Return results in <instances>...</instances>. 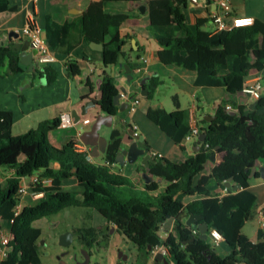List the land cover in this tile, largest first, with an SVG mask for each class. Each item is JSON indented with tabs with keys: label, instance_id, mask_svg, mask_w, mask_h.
<instances>
[{
	"label": "trees",
	"instance_id": "obj_1",
	"mask_svg": "<svg viewBox=\"0 0 264 264\" xmlns=\"http://www.w3.org/2000/svg\"><path fill=\"white\" fill-rule=\"evenodd\" d=\"M123 1L127 0L92 3L77 20L53 30L47 24L44 37L51 50L69 55L81 41L99 43L104 46L105 68L123 61L131 65L123 51L126 42L120 30L129 17L111 16L104 11V3ZM133 6L146 8L148 20L140 24L156 39L159 61L196 72L197 83L225 88L236 95L242 94L250 76L264 72V21L255 19L252 26L211 33L203 30V20L187 22L186 0H148ZM15 10L9 8L8 0H0V14ZM21 47V43L2 42L0 78L23 72L19 65ZM66 69L71 78L81 74L75 61H68ZM34 73L35 77L45 75L48 85L57 79V72L51 67L36 69ZM159 84L157 79L151 81L149 100L154 98ZM99 91L97 104L101 110L116 116L119 107L114 98L119 91L106 70ZM173 100L176 111L159 115L150 108L148 117L184 150L182 143L190 131L189 116L180 110L176 96ZM228 105L237 106V110H227ZM214 116L210 122L202 121L206 139L195 155L184 162L154 156L156 162L149 165L148 171L166 184L160 190L157 182L141 188L129 178L90 162L86 153L77 150L79 142L74 136L59 145L51 143L49 136L61 131L60 118L42 121L37 128L14 136L13 114L0 111V229L12 233L7 256L0 259V264H44L43 231L34 223L68 208L89 209L105 222L103 226L93 225L92 215L88 214L85 226L72 231L91 257L109 246L114 230L134 244L138 264H146L152 258V250L162 245L169 247L177 264H264V231L259 229L256 242L241 236L257 206V196L250 190V174L256 162L264 158V90L252 110L246 104L236 105L233 100L224 99ZM120 146L116 142L108 147L109 164L115 163ZM68 176L77 182L74 191L62 186ZM33 178H38V182L31 186V192L43 196L33 204L23 205L20 185ZM44 179L51 182L43 183ZM229 181L232 183L227 187ZM237 185L239 189L234 191ZM225 188L229 192L223 195ZM187 198L192 200L184 206ZM192 216L201 220L188 225ZM171 219H175L174 233L162 240L160 230ZM203 223L209 231L215 229L222 235L230 249L227 256L222 257L208 240L200 238L198 226Z\"/></svg>",
	"mask_w": 264,
	"mask_h": 264
},
{
	"label": "crops",
	"instance_id": "obj_2",
	"mask_svg": "<svg viewBox=\"0 0 264 264\" xmlns=\"http://www.w3.org/2000/svg\"><path fill=\"white\" fill-rule=\"evenodd\" d=\"M104 0H8L9 8H15L13 12H5L0 14V42H13L15 44H24L23 29L28 25L29 20L35 19L36 23L41 26L44 36L46 37L47 24L50 29L57 28L58 25L70 23L77 20L92 3L103 2ZM141 1L148 0H127L123 2H106L104 3V11L111 16L121 15L128 16L129 21L123 25L121 36L124 38L126 45L123 51L129 56L130 64L141 67L139 76L135 81V86L140 87L141 80L150 76L151 81L157 79L158 85L154 98L149 100L148 97L141 93L134 95L133 92L127 94L128 98L140 99V104L132 109L130 106L125 111H118V114L112 120V127H103L100 131L101 136L109 140L115 135H120L116 142H120L121 148L126 146L125 140L129 137L127 132L129 128H133L139 136L137 140L140 149L145 150L146 154L163 157L171 161L184 162L191 156L195 155V146L197 140L190 143L183 141L184 150L180 149L175 143L148 117L150 108L155 109L159 115L168 114L176 111L173 97H177V102L180 110L186 111L189 116V124L197 125L200 129L203 128L202 121L208 114L214 116L216 107L224 100L230 99L236 105L243 103L247 105L249 110H252L251 105L257 99L244 97L242 94H231L228 90L221 87H210L204 84L197 83L198 75L196 72L179 69L170 65H164L159 61L160 47L151 33L141 22L148 20L147 11L143 14L135 5ZM187 7L185 9L186 19L189 24H195L198 20H203L205 25L203 30L217 33V27L213 23L212 14L218 10L215 0H198L194 3L193 0H186ZM231 6V14L226 18L227 23H231L235 17H252L264 21V0H229ZM14 32V36L11 33ZM220 33V32H219ZM22 49V47H21ZM34 53L32 58L33 66L38 71L42 68H37L36 51L29 45L27 53ZM56 60L49 67L57 72V79L50 85L47 84L45 75L35 77L34 72L23 71L13 76H4L0 78V111H9L13 114V135L19 136L28 131L37 128L39 123L45 120L61 118L63 114L69 115L75 122L72 116L74 112L77 115L82 113V108L87 102H93L95 105L91 107L85 116L80 117L78 123H74L71 128L62 129L68 133V138L75 137L79 144L87 146L81 138L83 134L89 132L97 118H103L105 123H110L104 119L107 114L104 113L97 102L100 99V91L97 87L101 82L103 70H106L114 78V85L117 87L119 94L123 88L129 90L130 86L124 76L123 63L116 65L114 68H105L103 65L102 50L98 49L92 43L81 41L78 47L69 55L56 53ZM68 61L77 62L81 74L71 78L67 75L66 63ZM257 77L262 79L264 84V72L250 76L246 82ZM172 87V93L176 92L172 97V102L163 104L157 101L161 87ZM151 87V84H150ZM181 95L184 99H181ZM133 100V99H132ZM121 103H126L121 99ZM195 107L194 113L191 116L192 107ZM234 106V105H231ZM237 106L233 107V110ZM89 119L90 123L85 125L83 121ZM66 135V134H65ZM65 136H62L60 142H63ZM66 139V140H67ZM65 140V141H66ZM87 142H95L103 146L102 140L98 137L93 138L88 136L84 139ZM57 143V145H59ZM110 145H107L106 151ZM91 149L90 146H87ZM120 151V150H119ZM102 159L97 160V159ZM143 157H140L134 164L128 162L127 153L123 162L109 164L106 161V152L100 153L93 157L94 164L105 166L112 174L122 175L129 178L134 184L143 188L147 184L143 178L146 172L145 166L142 164ZM256 174L258 177L251 178L250 190L257 196V206L255 208V217L249 220L241 233L243 239L251 242H256L257 234L260 229L259 212L264 210V158L260 159L255 164ZM153 182L161 184L160 190H164L166 184L161 180L154 178ZM63 188L67 191H74L78 188L76 180L68 176L63 182ZM192 199L184 200L185 206ZM24 203V202H23ZM182 211L180 208L177 215ZM93 212V211H92ZM96 213V212H93ZM99 216V215H98ZM101 219V218H100ZM171 226L163 225L164 231H172L174 228V220L171 219ZM189 220V219H188ZM187 220V221H188ZM256 221V231L252 237H248L244 233L245 227L251 221ZM103 222L101 226L105 225ZM116 233L111 231V234ZM210 245L215 248L217 253L222 257L230 253V249L224 240L215 245L208 238ZM122 264V263H119ZM146 264H154L151 258Z\"/></svg>",
	"mask_w": 264,
	"mask_h": 264
},
{
	"label": "built area",
	"instance_id": "obj_3",
	"mask_svg": "<svg viewBox=\"0 0 264 264\" xmlns=\"http://www.w3.org/2000/svg\"><path fill=\"white\" fill-rule=\"evenodd\" d=\"M216 4L218 6V10L213 12L212 19L213 23L217 27V31L219 32H225V31H231L235 28H242V27H248L252 26L255 22V20L252 17H235L232 22L229 24L226 22V18L231 14V6L229 0H215ZM194 3H197L198 0H193ZM23 33L26 37H28L30 41V45L35 49L36 51V65L37 68H45L49 67L51 64H53L56 60L55 53L51 50L50 46L48 45L43 30L41 26H39L35 19H30L28 25H26L23 29ZM135 75L139 76V73L141 71L140 66H136L134 68ZM264 90V84L262 82V79L260 77H257L253 80H248L245 83V87L243 88L242 95L247 98H253L258 99L262 94ZM121 99L125 100L126 102H129V106L134 109L140 104V99H133L129 101L128 96L124 92H120ZM195 107H192L191 110V116L193 115ZM227 110H233V106L228 105ZM61 124L60 128L62 129H68L71 128L74 124L73 119L66 114H63L61 116ZM90 123L89 119H85L83 121V124L87 125ZM202 129H200L197 125L193 124L190 126V131L185 137L184 142L190 143L193 140H198V137L202 134ZM137 135V134H136ZM77 150L79 152L86 153L88 156V160L90 162H93V157L90 155L91 149L87 146H84L83 144L77 145ZM38 182V178H33L30 180H25L21 183L19 193L21 198H23L24 195L29 194L31 192V186L35 185ZM43 183L49 184L51 181L44 179L42 181ZM228 188H225L222 192L223 195L228 194ZM33 199H40L43 196V193H32ZM21 210V205L17 207L16 214H18ZM259 220H260V229L264 231V211L261 210L259 212ZM174 233V228L172 231H164L163 226L160 230V237L162 240L167 239V237ZM196 233V231H195ZM208 238H210L215 245H218L219 242L223 240L222 235L215 229L210 230L208 232ZM12 240V233L10 230L0 229V259L3 260L7 256V248ZM161 254L165 258V260L168 262V264H177V262L173 259L172 255L170 254L169 247L162 245L156 247L154 250H152V258L155 259L156 255Z\"/></svg>",
	"mask_w": 264,
	"mask_h": 264
},
{
	"label": "rangeland",
	"instance_id": "obj_4",
	"mask_svg": "<svg viewBox=\"0 0 264 264\" xmlns=\"http://www.w3.org/2000/svg\"><path fill=\"white\" fill-rule=\"evenodd\" d=\"M175 93L176 92L172 93V87L164 86L161 87L158 95H156V99L165 105H169V103L172 102V97L175 95ZM180 97L181 99H184L183 95ZM62 136H65V141L68 138V133L60 131L59 133L51 134L49 138L51 143L59 144ZM97 160L102 161L101 158ZM37 200L38 199H33L31 192H29V194L23 196L22 201L24 203H22L23 205L25 203L33 204ZM88 214L92 215L91 223L93 225H102L103 222L101 221L98 214L93 213L86 208H68L61 211L57 215L39 220L34 223L35 227H38L43 231L42 240H44V243L41 246V250L44 264H61L62 261L64 264H79L84 261L86 250L76 238H74V241L69 249H66L68 254L63 258L62 261H60L59 257L66 251L65 248L60 246V238L62 235L72 232L74 229L85 226L88 220ZM164 224H167L169 227L172 224V220H169ZM256 227V221L252 220L244 229L245 235L252 237L253 233L256 231ZM137 257L138 251L134 244L128 240H125L120 234L113 233L111 234L109 246L99 253L94 252L90 259V264H138Z\"/></svg>",
	"mask_w": 264,
	"mask_h": 264
},
{
	"label": "water",
	"instance_id": "obj_5",
	"mask_svg": "<svg viewBox=\"0 0 264 264\" xmlns=\"http://www.w3.org/2000/svg\"><path fill=\"white\" fill-rule=\"evenodd\" d=\"M140 11L144 14L146 12V8L144 6L139 8ZM14 32L11 33L12 36H14ZM24 44L22 46L21 49V54H20V62L19 65L22 68L23 71H29V72H35L36 69L33 66V56L35 52H32L31 54L27 53L28 49H29V45H30V41L28 39V37H24ZM2 43L0 42V45ZM94 46H96L98 49L103 50L104 46L103 44H99V43H92ZM124 68V76L126 77L127 83L130 86L129 90H127L126 88L122 89V92H124L126 95L129 92H133L134 95H137L139 93H141V95L148 97L150 94V84H151V78L150 76H146L144 77L141 82H140V87H136L135 86V81L137 79V76L135 75V70L134 68L137 66L136 64L134 65H129V64H125L122 65ZM113 68L115 66H112ZM101 82L98 83L97 87H100ZM129 91V92H128ZM134 99V97L130 98V100ZM121 96L120 94L117 95L114 98V104L119 107L120 111H125L128 107H129V102L126 103H121ZM95 104L93 102H87L83 108H82V113L80 115H77L76 112H74L72 114V116L75 118V122L74 123H78L80 121V117L81 116H85L88 112V110L93 107ZM256 105V102H254L251 105V108H253ZM115 117V115H110L107 114V117H104V119L108 120L110 123H105L102 119L103 118H97L95 119L94 125L92 127V129L89 132H86L83 134V137L81 138V140L87 145L91 147V152L90 155L92 157L98 156L100 153H104L106 152V148L107 145H113L116 143V141L119 139L120 135H115L113 136V138L111 140L108 141V139L104 136H101L100 131L101 129L105 126L107 128H111L112 127V120ZM215 119V116H212L210 114H208L207 116L204 117V120L207 122H210L212 120ZM127 135L129 137L128 140H125L124 142L126 143V146L124 147H120V151H118L117 155H116V161L117 162H123L125 159V155L127 153L128 156V162L131 164H134L138 161V159L140 157H143L142 159V164L145 166L146 168V172L143 174V178L145 180V182L147 184L153 182L154 177L149 173L148 169H149V165L151 163L156 162V160L149 154H146L145 150H142L139 148L138 146V142L134 141V138H136L137 140L139 139V136L136 135L135 130L131 127L129 128ZM88 136L96 138L98 137L99 139L102 140L103 146L101 147L100 144H97L95 142H87L84 139L88 138ZM206 139V134L202 133L197 140L196 146H195V151L199 152L201 149V144L205 141ZM219 149V148H217ZM125 162V161H124ZM255 173H256V167H254L251 170V174H250V178H254L255 177ZM158 181L160 182L161 179H158ZM232 181H229L226 186L230 187L231 186ZM239 189V186H235L234 187V191H237ZM199 220H201V217H190L189 220L187 221L188 225H195ZM199 228V234H200V238L204 241L208 240V232H209V226L206 223L200 224L198 226ZM114 231V230H112ZM74 234L73 232H68L64 235L61 236L60 238V246H62L63 248H69L73 241H74ZM44 243V240H42V245ZM68 254V252L63 253L59 259H61V257H65ZM85 260L84 262H81L79 264H89L91 256L85 252ZM61 264H64L63 261L61 262ZM154 264H168V262L165 260V258L163 257V255L158 254L156 255L155 259H154Z\"/></svg>",
	"mask_w": 264,
	"mask_h": 264
},
{
	"label": "flooded vegetation",
	"instance_id": "obj_6",
	"mask_svg": "<svg viewBox=\"0 0 264 264\" xmlns=\"http://www.w3.org/2000/svg\"><path fill=\"white\" fill-rule=\"evenodd\" d=\"M66 249L68 250L69 248H65V250H66ZM67 250H66L64 253H66V252H67ZM63 258H64V257H61V259H59V260H60V261H62V260H63ZM84 260H85V259H84ZM83 262H84V261H83ZM89 264H90V262H89Z\"/></svg>",
	"mask_w": 264,
	"mask_h": 264
}]
</instances>
